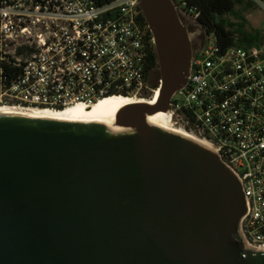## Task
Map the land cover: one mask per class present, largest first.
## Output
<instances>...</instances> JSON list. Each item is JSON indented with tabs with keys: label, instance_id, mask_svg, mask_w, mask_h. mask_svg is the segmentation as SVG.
<instances>
[{
	"label": "water",
	"instance_id": "95a60500",
	"mask_svg": "<svg viewBox=\"0 0 264 264\" xmlns=\"http://www.w3.org/2000/svg\"><path fill=\"white\" fill-rule=\"evenodd\" d=\"M160 74L118 127L0 115V264H264L238 236L240 182L209 147L144 123L194 56L173 0H138Z\"/></svg>",
	"mask_w": 264,
	"mask_h": 264
},
{
	"label": "built area",
	"instance_id": "2783aa9c",
	"mask_svg": "<svg viewBox=\"0 0 264 264\" xmlns=\"http://www.w3.org/2000/svg\"><path fill=\"white\" fill-rule=\"evenodd\" d=\"M173 1L204 42L164 113L167 124L234 173L246 208L238 236L264 252V44L222 51L197 15ZM140 15L138 0H0V107L58 112L110 97L155 103L146 83L153 41Z\"/></svg>",
	"mask_w": 264,
	"mask_h": 264
},
{
	"label": "trees",
	"instance_id": "16d2710c",
	"mask_svg": "<svg viewBox=\"0 0 264 264\" xmlns=\"http://www.w3.org/2000/svg\"><path fill=\"white\" fill-rule=\"evenodd\" d=\"M96 1L102 4L109 0ZM182 3L187 10L197 15V25L205 35L214 36L217 46L222 51L231 47L249 49L264 42V34L261 32L245 30L247 21L242 14L256 5L253 0H182ZM226 17H233L236 22L233 23ZM140 18L142 24L147 26L142 15ZM148 35L151 38L149 31ZM147 53L146 75L157 67L153 44Z\"/></svg>",
	"mask_w": 264,
	"mask_h": 264
},
{
	"label": "bare ground",
	"instance_id": "6f19581e",
	"mask_svg": "<svg viewBox=\"0 0 264 264\" xmlns=\"http://www.w3.org/2000/svg\"><path fill=\"white\" fill-rule=\"evenodd\" d=\"M159 90L154 91L153 101L158 98ZM147 104L140 99H125L110 97L104 99L90 107L76 106L69 107L63 111H49L42 109H12L7 107H0V115H25L41 118H49L55 121L77 124H101L109 128L115 129L118 127L116 123V116L120 113V110L129 105ZM141 120L161 130L181 135L190 138L185 133L174 130L169 127L166 121V115L164 113H149L142 112L140 114ZM206 146V145H205Z\"/></svg>",
	"mask_w": 264,
	"mask_h": 264
},
{
	"label": "rangeland",
	"instance_id": "374dc122",
	"mask_svg": "<svg viewBox=\"0 0 264 264\" xmlns=\"http://www.w3.org/2000/svg\"><path fill=\"white\" fill-rule=\"evenodd\" d=\"M255 6L250 10L244 12L242 15L246 19L247 24L245 27L246 31L256 30L264 34V1L253 0ZM231 22H236L233 17H226ZM182 23L188 30L189 38L192 42L194 54L201 49L204 42L203 34L197 26L193 25L190 20L182 19ZM264 44V42H263ZM160 80V74L158 67L153 69L147 76L146 83L150 90H156ZM152 94L147 92L145 96Z\"/></svg>",
	"mask_w": 264,
	"mask_h": 264
},
{
	"label": "flooded vegetation",
	"instance_id": "af4514ba",
	"mask_svg": "<svg viewBox=\"0 0 264 264\" xmlns=\"http://www.w3.org/2000/svg\"><path fill=\"white\" fill-rule=\"evenodd\" d=\"M192 43V42H191Z\"/></svg>",
	"mask_w": 264,
	"mask_h": 264
}]
</instances>
